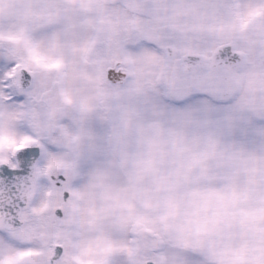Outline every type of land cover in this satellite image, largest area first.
I'll return each instance as SVG.
<instances>
[{
    "label": "snow or ice",
    "instance_id": "1",
    "mask_svg": "<svg viewBox=\"0 0 264 264\" xmlns=\"http://www.w3.org/2000/svg\"><path fill=\"white\" fill-rule=\"evenodd\" d=\"M0 0V264H264V0Z\"/></svg>",
    "mask_w": 264,
    "mask_h": 264
},
{
    "label": "rangeland",
    "instance_id": "2",
    "mask_svg": "<svg viewBox=\"0 0 264 264\" xmlns=\"http://www.w3.org/2000/svg\"><path fill=\"white\" fill-rule=\"evenodd\" d=\"M21 3L22 0H13V5L6 11L4 15L8 13L6 17H12V15L15 16V14H17V17H19L18 15L24 16L23 8L18 6Z\"/></svg>",
    "mask_w": 264,
    "mask_h": 264
},
{
    "label": "flooded vegetation",
    "instance_id": "3",
    "mask_svg": "<svg viewBox=\"0 0 264 264\" xmlns=\"http://www.w3.org/2000/svg\"><path fill=\"white\" fill-rule=\"evenodd\" d=\"M8 15V13L5 15V16H7ZM19 17H22L21 15H18ZM12 17H16V18H19V17H17V14H15V16H13L12 15Z\"/></svg>",
    "mask_w": 264,
    "mask_h": 264
}]
</instances>
